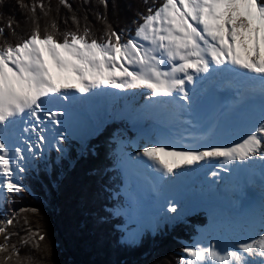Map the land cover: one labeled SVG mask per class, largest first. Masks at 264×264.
Returning <instances> with one entry per match:
<instances>
[{
    "label": "snow or ice",
    "instance_id": "obj_1",
    "mask_svg": "<svg viewBox=\"0 0 264 264\" xmlns=\"http://www.w3.org/2000/svg\"><path fill=\"white\" fill-rule=\"evenodd\" d=\"M17 2L19 7L30 10L34 27L19 42L5 40L0 45V188L8 193L23 190L14 182V173L26 171L19 161L27 159L25 151L34 155L32 150L37 145L29 143V136L23 146H10L4 136L9 126L19 120L30 124L23 132L34 134L42 143L46 137L41 125L45 120L55 122L62 115L46 109V100L61 96L67 99L70 90L87 94L104 86L144 88L154 97L180 93V99L187 101L186 84L192 83L196 75L209 73L213 65L242 69L264 81V0H163L161 6L147 9L134 36L127 39L111 25H106L103 39H89L90 30L85 26L80 33L79 21L73 16L77 30L63 33L62 42L56 38L55 22L50 25L52 31L45 29L41 34L36 9L48 15L43 0L31 6L24 0ZM59 2L71 8L68 0ZM99 3L108 7V0ZM7 27L12 29L11 20ZM4 33V27H0V36ZM45 55L50 57L55 75ZM165 64L170 68L166 69ZM177 147L170 143L144 146L137 154L165 176L215 159L226 163L257 157L264 160V116L242 140L231 145L183 150ZM168 211L175 213L177 209L169 207ZM13 222L8 219L0 226V236L5 241L0 243V264H9L13 257L16 264H25L16 246L10 249L7 243V228ZM37 235L32 233L33 237ZM44 239L39 235L40 241ZM234 248L237 250L222 252L218 246L196 242L183 249L187 258L182 257L180 264H250L245 254L264 258V220L255 238L238 242Z\"/></svg>",
    "mask_w": 264,
    "mask_h": 264
},
{
    "label": "trees",
    "instance_id": "obj_2",
    "mask_svg": "<svg viewBox=\"0 0 264 264\" xmlns=\"http://www.w3.org/2000/svg\"><path fill=\"white\" fill-rule=\"evenodd\" d=\"M39 2L24 0L29 6ZM43 3L47 16L36 9L41 34L45 29L52 31L50 25L55 22L56 38L62 42L63 33L77 30L73 16L79 21L80 33L85 26L90 30L89 39H103L106 25L130 38L147 9L161 6L163 0H108L107 8L99 0H68L70 9L59 0ZM9 20L12 29L7 27ZM0 27L5 29L0 45L5 40L17 43L31 34L32 13L19 7L17 0H0ZM123 126L124 121L106 124L90 139L82 155L79 143L65 137L60 148L54 146L24 172L21 192L7 194L0 208V226L13 219L7 228V243L10 249L16 246L25 264H180L182 257L187 258L183 249L207 223L206 213L189 216L183 221L184 228L167 226L155 234L148 231L139 244L123 242L122 226L127 216L116 214L126 207L116 153V137ZM126 134H130L129 139L135 137L131 129ZM32 233L45 239L40 241L39 235L33 237ZM4 242L0 236V243ZM9 264H16V258Z\"/></svg>",
    "mask_w": 264,
    "mask_h": 264
},
{
    "label": "rangeland",
    "instance_id": "obj_3",
    "mask_svg": "<svg viewBox=\"0 0 264 264\" xmlns=\"http://www.w3.org/2000/svg\"><path fill=\"white\" fill-rule=\"evenodd\" d=\"M44 58L45 60L46 58H48V60L50 59V57H48L47 55H45ZM51 66L53 67L52 61ZM218 74V71H216L214 75ZM225 76L229 78L228 73H226ZM233 79L234 81H232V83L234 84V82H236L237 86L238 82L235 81V78ZM241 81L243 82L244 79H241ZM211 83L212 80H210V83L200 82V80H198L197 78L194 79L192 83L187 84V89L191 86L198 89L194 94H192V99L189 101H192L193 103L196 101V98H198L199 100L200 96L202 97L205 93L214 91L215 88L209 89ZM222 85V88H218V86L216 87L217 98L212 96L213 102L217 104L220 108L221 106H227V103H224L225 101L220 102V100L226 99L227 95H229V97L232 96V93L234 92V90H231V92L228 94L227 89L224 87L226 84L224 85L223 83ZM229 87L230 84L228 85V88ZM194 88H190V91L192 92ZM143 89L144 88L121 90L112 87L102 86L101 88L92 90L93 93L97 94V99L92 103V106H89L88 109H83L81 111L79 110V108H74L71 106L70 108H68V106L63 102L51 99V101L55 103L64 104L66 106V110L68 109V115L64 112L58 117L59 119H65L66 124H68V122H70L69 119H71L73 121L74 126H79L80 123L86 125L87 122H90L88 121V119H90L88 118V114H90L91 118L94 120L93 121L91 119L94 124H90V127H92V135L88 138L80 139L73 132L72 129H74V127L72 126V124L71 126L69 124L67 125L68 127L70 126L71 130L63 126H58V128H54L53 126H51L52 130H49L43 125H41V127H43L44 129L43 135L46 137V139L42 143H40L37 137L33 134V138L29 143L37 145L32 150L34 155L29 154L27 151H25L24 155L27 157V159L20 161L19 163H21V165L25 167L26 170L31 169V167L35 164L36 161H38L40 157H43L45 153H48L51 147L56 146V148H60L61 141H63V139L68 136L73 137L74 140L79 143V155H82L83 149L86 147L90 139L97 134L99 127L103 125L104 122H107L110 119L115 121H124L126 126H123V129L121 130V132H119L116 137V153L120 159L119 162L122 161L121 164L119 163L121 168L119 167V165H117V167L120 169L122 177L124 179V184L121 188V194L123 195L124 201L126 203V207L123 208L124 212L122 214H125L127 216L126 223L123 225L125 227L122 226L124 230V243L132 245L139 244L142 237L146 234L147 231L158 233L159 231L165 229L167 226H170V229L175 228L177 226H182L184 228L183 221H185L190 215L200 211L206 213V215L208 216V221L203 227L199 228L198 235L196 236L195 240L188 245V247L192 246L196 242H200L203 246L205 244L214 243V245L218 246V249L222 251L223 248H225L224 244L220 241L222 235L225 234L227 235V239L229 238L235 242H238L235 240L236 234L238 232L243 233L242 239L244 240L245 236L247 235L245 229L243 228L244 223H246L244 217L246 215L250 216L252 214H255L256 212L261 211L262 209L256 206L248 213H232V219L229 221L230 215L228 214V210H231L233 207L232 210L237 211L235 209L237 207V204L236 197L233 193L234 189L230 185H228L234 184V173L231 172L232 162L226 163L222 160L221 164L217 166V161L212 164V162L214 161L212 160L210 162H201L200 164L196 165L200 167V172H193L194 174L196 173L198 175L197 180L201 179V183H197L196 186V183L191 185L189 183H186V181H184V183L179 184L178 179L180 176L174 178L175 176H173V174L168 176L163 175L162 172L155 170V168L151 165L150 161H148L142 155L137 154L138 152H142L144 146H155L163 143H178L177 150L203 148L207 145L206 143L194 145L198 139L197 136L202 134V131H199L197 127L193 131L187 128L188 133H186L185 129L182 127L183 125L188 127L187 123L189 121H185L188 118H181V116L183 114H185V116L191 114V117H193L192 113L195 114V112L193 111V108H195V106L188 104L187 106H185V103L179 100L180 93H176L172 97L160 96L159 98H157V96H152L151 91L148 89L146 90V92H149L150 97H148L147 100L141 99L140 101H137V98H135V94L137 92L142 93ZM239 89L240 88L238 87L237 93ZM221 92L225 93V96L223 98L220 97ZM74 94H76V97H79V93L74 91ZM247 94L254 95V92H248ZM120 97H124L125 99H121ZM108 98L109 101L107 100ZM249 99H252V97L248 98V100ZM121 100H123L122 103ZM144 102H147V104H144ZM175 102H179V104ZM130 104H132V106ZM178 106H180L182 112H179L181 109L179 110ZM236 106L238 109H242L244 107V104L240 102ZM260 106L261 105L259 104H250L248 108L245 109L239 117H244L257 112ZM197 107H199V105ZM188 109L192 112L189 113ZM159 110L164 112V114L162 115L159 114V117L164 121L171 120L173 125H171L170 122H162L157 117L158 114L155 112H159ZM151 113L153 116L151 115ZM222 113H219L220 119H223L224 114ZM177 115L180 116L177 117ZM168 116H174L176 121L172 120V117L171 119L168 118ZM214 123L215 120H212L209 124L205 126L203 125V130L208 129L212 133ZM178 124H181V129L173 131L172 128H176V125ZM190 124H193V122ZM87 126L89 127L88 124ZM129 129L135 131V137L133 139H129L130 134H126V131ZM230 130H234L236 132L232 142H228V132ZM224 134L226 135L224 136ZM237 134L241 136L240 140L244 138L242 119L235 117H227L223 121L218 137L213 145H231L234 142H238ZM178 139L182 140L178 141ZM225 139H227L228 141H226ZM181 147L184 148L182 149ZM62 154L64 156H67V153L65 151L62 152ZM258 164L259 163H257L255 167H258ZM203 168L210 169L205 171V169ZM202 169L204 171H202ZM24 172L21 173L17 170L14 174L16 178H19L18 184L20 187H23L20 180L21 177L24 175ZM212 172H216L217 175L213 176L211 174ZM177 173L182 175L181 171ZM184 173L185 172H183V174ZM188 177L191 178V176ZM220 177H224L226 178V180L223 179L220 182L219 180H217L215 182L211 179L214 178V180H216ZM155 182H158L159 188L157 184H155ZM164 187H168L170 189V192L172 193L171 194L167 191L162 196V199L163 197L170 196L167 200L169 205L166 207L162 205L161 197H159L158 194V196H156V199H154L155 196L151 198V196L148 195V193H150L148 192L150 188V191L156 190V192L159 193L163 191L162 188ZM1 189L2 188H0V208L2 207V203L5 201L8 193L6 189ZM219 190H222V192L224 190L228 192L230 191L232 193V197H230L232 203L226 206L225 204H223L225 203L223 197L218 195H216L215 197L214 195ZM199 191L200 193L202 191L204 194L208 195V198H199ZM210 192L211 195L209 194ZM148 196H150V198ZM148 198L150 201L148 200ZM152 199H154V202L151 207L149 203L152 202ZM160 206L161 211L159 213V210H157V208ZM167 207H175L177 211L175 213L169 212ZM248 216H246L245 219ZM162 220L163 223H159V221ZM180 222L182 223L179 224ZM132 236L134 238H131ZM210 241L213 242L210 243ZM226 249L229 250L230 246H226Z\"/></svg>",
    "mask_w": 264,
    "mask_h": 264
},
{
    "label": "bare ground",
    "instance_id": "obj_4",
    "mask_svg": "<svg viewBox=\"0 0 264 264\" xmlns=\"http://www.w3.org/2000/svg\"><path fill=\"white\" fill-rule=\"evenodd\" d=\"M46 62H48L49 67L52 69V71H53V73L55 75L56 74V70H55L54 67L51 66V60L50 59L48 60V58H46ZM164 67L167 69V68H170V65L165 64ZM216 71H218V73H219L218 75H214L216 73ZM226 73H228L229 78L225 76ZM240 77H241V79H244L243 82L241 81ZM197 78H198V80H200V82H209L210 83V80H212V83L210 84L209 89H214L215 88L214 91L205 93L202 97L200 96L199 100H198V98H196V101L192 103V101H189V100L192 99V94H194L196 92V90H198V89L194 88L193 86H191V87H189L187 89V84H186V91L188 92L189 99L187 101H184V100L180 99L179 97H177V98H179V100H181V101H183V103H185V106H187V104L195 106V108H193V111L195 112V114L192 113L193 117H191V114H188L187 116H185V114H183L181 116V118L182 117L183 118L184 117L188 118L185 121H189L187 123L188 127H186L184 125L182 126L185 129L186 133H188L187 128H189L190 130L193 131L197 127V129L199 131H202L201 132L202 134L197 136L198 139H197V141L195 142L194 145H198V144H201V143H206L207 145H213L215 140L218 137V134H219L220 129H221V125H222L223 121L227 117H235V118L242 119V121H243V137L248 133V131L254 125H256L258 122L261 121V117L264 116V81H262L260 77L256 76V74L248 73L245 70L238 69V68H235V67H232V66H227V67L222 66V67H219V68L213 66L209 73H201L199 75H196L195 79H197ZM233 78H235V81L238 82L237 86H236V84H237L236 82H234V84L232 83V81H234ZM223 83H224V85L226 84L224 87L227 89L228 94L231 92V90H234V92L232 93V96L229 97V95H227L226 99L220 100V102L225 101L224 103H227V106H225V107L221 106V108H220L217 104H215L213 102L212 96L217 98L216 87L218 86V88H222L223 87V85H222ZM244 83H246V84H244ZM229 84H230V87L228 88ZM238 87L240 89H239V91L237 93ZM190 88L191 89L194 88L192 90V92L190 91L191 90ZM218 88H217V90H218ZM146 90L147 89H143L142 93L137 92L135 94V98H137L136 99L137 101H140L141 99L147 100L148 97H150L149 92H146ZM248 92H250V93L254 92V95L253 94H247ZM75 95L76 94H74V91L70 90L69 92L66 93L67 99H64L63 96L56 97V98H53V99L57 100L59 102H63L64 104H66L68 106V108H70V106L74 107V108H79L80 111L83 110V109H88L89 106L91 107L92 103L94 101H96V99H97V94L93 93V91H91L90 93H87V94H80L79 93V97H76ZM181 95L182 94H180V96ZM159 97L160 96H157V98H159ZM251 97H252V99L248 100V98H251ZM234 98H236V99H234ZM121 99H125V98L123 97ZM241 99H243V100H241ZM107 100L109 101V98ZM173 101H175V100H173ZM51 102H52L51 100H46L44 107L46 109H48V105ZM122 102H123V100H121V103ZM240 102L242 104H244V107L242 109H238L237 106H236ZM53 103L55 105H59L60 104V103H55V102H53ZM175 103L179 104V102H175ZM64 104H62L64 109L60 113H64L65 112L68 115V113H67L68 109L66 110V106ZM144 104H147V102H144ZM250 104H259L261 106L258 108L257 112L252 113V114L247 115V116H244V117H239L241 115V113L245 109H247ZM130 105L132 106V104H130ZM165 105H167V104H165ZM198 105H199V107H197ZM178 107H179V110H180L181 109L180 106H178ZM190 107H192V106H190ZM188 111H189V113L192 112L189 109H188ZM53 112H57V111L53 110ZM179 112H182V109ZM222 112H224V113H222ZM155 113L158 114L157 117L163 122L164 120L159 117V114L162 115V114H164V112L159 110V112H155ZM219 113L224 114L223 119H220ZM151 115H152V113H151ZM179 116L180 115H177V117H179ZM171 117H172V120L176 121L174 116H168V118H170V119H171ZM88 118H90V119H88V121H90V122H87L89 127L87 126V124L84 125L82 123H80L79 126H74L73 125V121L71 119H69L70 122H68V124L70 126L72 124V126L74 127V129H72L73 132L80 139H85V138H88L89 136L92 135V127H90V124H92V123L94 124V122H92L93 119L91 118L90 114H88ZM212 120H215L212 133L208 129L207 130H203L204 126L209 124ZM153 121H155V120H153ZM164 122H170L171 125H173L171 120H166ZM192 122H193V124H190ZM68 124H66V120L65 119H59L57 117L55 122H51L50 123L47 120H45L43 126L45 128H47V129H49V130H52L51 126H53L54 128H58V126H63V127H67L69 130H71L70 126L69 127L67 126ZM26 126H30V124H28L27 122L21 123L20 121L15 122V124L13 126H9L8 132L4 136V139L7 140V142L9 143L10 146H23V140L29 139V136H31V139L29 140V142H31V140L33 138V134L23 132V128L26 127ZM180 126H181V124L176 125V128H172L173 131L181 129ZM235 134H236V132L234 130H230L228 132L229 141L227 139H225V140L228 141V142H232ZM14 135H16V138H14ZM171 135H172V132H171ZM225 135L226 134H224V136ZM237 139H238V141H240V139H241V136H239V134H237ZM181 140L178 139V141H181ZM173 144L178 146V143H173ZM181 148L183 149L184 147H181ZM215 161H217V163H218L217 166H219L221 164V162H222V159H216V160H214L212 162V164ZM121 162H119V163L121 164ZM119 163H118V165L120 167ZM127 163H128V161H127ZM257 163L264 164V160H261L259 157H257L255 159H252V160L247 161V162L235 161V162H232V165H231V172L234 173V175H233L234 184H228V185H230L234 189L233 193H234V195L236 197V204H237V207L235 206L236 207L235 209L237 211H233L232 210L233 207H232L231 210H228V214L230 215L229 221L232 219V213H234V214L248 213L250 210H252L256 206H258L260 209H262L261 211H258L255 214H252V215L249 214L250 216L246 215V216H248L246 219H245L246 216L244 217V220L246 221V223H244V227L243 228L245 229V232L247 233V235L245 236V238L243 240L242 239L243 233L238 232L236 234V238H235V240L238 241V242H246V241L249 240V238H255L261 232V222H262V220H264V194H263V197L258 195V198L254 199V196L256 194H258L256 190H259L255 186V183L259 180L258 179V175H257L258 168H256L257 166L255 167V165ZM203 169H205V171H206V170H209L210 168H203ZM203 169H202V171H204ZM176 171L177 172L181 171L182 175L178 174ZM193 171L199 173L200 172V167L196 166V165H194L192 167H182L180 169H176L174 174H173V176H175L174 178H177L178 176H180L179 179H178L179 184L184 183V181H186V183H189L191 185L196 183L195 185L197 186V183H201V179L197 180V176L198 175L196 173L194 174ZM183 172H185V173L183 174ZM186 174L188 176H191V178H189ZM211 179L213 181H215V182L217 180H219V182L221 180H223V179L226 180V178H224V177H220V178H218L216 180H214V178H211ZM249 180H252L251 181V185L250 186H246V181H249ZM14 182L19 183V178L15 177V181ZM151 183H152V181H151ZM155 184H157V186H158V182H155ZM252 186H254V188H256V190H253ZM158 188H159V186H158ZM162 189H163V191H161L159 193L156 192V190H154L156 192V195H155L154 199H156L157 198L156 196L159 195V197H161L162 205L164 207H166V206L169 205L167 200H168V198L170 196L169 197H163V199H162V196L167 191L169 193H171V192H170V189L168 187H164ZM1 190H4V189H1ZM150 190H151V188L149 189L148 192H150ZM263 190H264V188H263ZM209 194L211 195V192ZM148 195H149V193H148ZM216 195L221 196V197L224 198L225 203H223V204H225L226 206H228V204L232 203L231 202V198H230V197H232V193L230 191L228 192V191L224 190L222 192V190H219L214 196L216 197ZM198 197L199 198H201V197L208 198V195L204 194L202 191L200 193V191H199ZM171 198H173V197H171ZM154 199H152V202L149 203L151 205V207L153 205ZM148 200H149V198H148ZM151 207H150V209H151ZM157 210H159V213H160L161 206L158 207ZM159 223H163V220L159 221ZM228 224H229V222H228ZM130 234H131V232H130ZM226 236L227 235L223 234L221 239H220V241L225 246V248H223L222 252L237 250V249L234 248V246L238 242H235V241H233V240H231L229 238L227 239ZM131 238H134V237L132 236ZM240 240H243V241H240ZM212 242L213 241H210V243H212ZM209 245H214V243L205 244L204 246H209ZM226 246H230V249L229 250L226 249ZM245 256H246V259L250 262V264H261V261L264 260V258L259 257L258 255L257 256H247V254H245Z\"/></svg>",
    "mask_w": 264,
    "mask_h": 264
},
{
    "label": "water",
    "instance_id": "obj_5",
    "mask_svg": "<svg viewBox=\"0 0 264 264\" xmlns=\"http://www.w3.org/2000/svg\"><path fill=\"white\" fill-rule=\"evenodd\" d=\"M221 96H223V94H221Z\"/></svg>",
    "mask_w": 264,
    "mask_h": 264
}]
</instances>
